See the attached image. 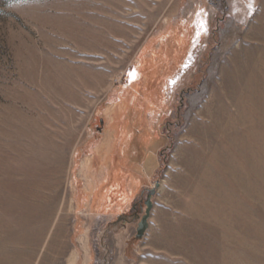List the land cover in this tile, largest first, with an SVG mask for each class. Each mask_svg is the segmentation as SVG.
I'll list each match as a JSON object with an SVG mask.
<instances>
[{"label": "rangeland", "instance_id": "374dc122", "mask_svg": "<svg viewBox=\"0 0 264 264\" xmlns=\"http://www.w3.org/2000/svg\"><path fill=\"white\" fill-rule=\"evenodd\" d=\"M263 64L264 0H0V263L264 264Z\"/></svg>", "mask_w": 264, "mask_h": 264}, {"label": "water", "instance_id": "95a60500", "mask_svg": "<svg viewBox=\"0 0 264 264\" xmlns=\"http://www.w3.org/2000/svg\"><path fill=\"white\" fill-rule=\"evenodd\" d=\"M146 205H147L146 213L142 217V219H141V221H140V223L138 225V230H137V238L138 239H141L145 235V233H146V231L148 229V226H149L148 220H149L150 213H151V210H152V207H153V203L149 199L146 202Z\"/></svg>", "mask_w": 264, "mask_h": 264}, {"label": "bare ground", "instance_id": "6f19581e", "mask_svg": "<svg viewBox=\"0 0 264 264\" xmlns=\"http://www.w3.org/2000/svg\"><path fill=\"white\" fill-rule=\"evenodd\" d=\"M253 54H254V52H253V50H251L250 52H249V57L251 58V57H253ZM240 57V55H237L235 58H239ZM251 60V59H250ZM237 61V60H236ZM263 66H264V64H263ZM236 69L237 70H241L240 69V66L237 64V66H236ZM232 74V73H231ZM241 75V74H240ZM227 77V76H226ZM234 77V76H233ZM253 77V76H252ZM251 77V78H252ZM254 78V77H253ZM228 83H229V81H228ZM230 84V83H229ZM236 84V83H235ZM234 91V90H233ZM223 106V105H222ZM221 108V107H220ZM251 109V108H250ZM255 111V110H254ZM252 114V113H251ZM242 115V114H241ZM256 115V114H255ZM219 117V116H218ZM251 117V116H250ZM251 119V118H250ZM232 120V119H231ZM261 122V121H260ZM223 123V122H222ZM212 124V123H211ZM228 125V124H227ZM245 125V124H244ZM251 125V124H250ZM249 125V126H250ZM206 131V130H205ZM216 132V131H215ZM243 132V131H242ZM210 133V132H209ZM221 133V132H220ZM245 133V132H244ZM249 135V134H248ZM247 135V136H248ZM227 137V136H226ZM246 137V136H245ZM258 137V136H257ZM256 137V138H257ZM261 137V136H260ZM260 137H258V138H260ZM203 138H205V137H203ZM219 138V137H218ZM257 138V139H258ZM229 139V138H228ZM240 139V138H239ZM224 140V139H223ZM203 142V141H202ZM260 142V141H259ZM264 142V141H263ZM225 143V142H224ZM247 143V142H246ZM108 144V143H107ZM208 144V143H207ZM232 144V143H231ZM256 146H257V144H256ZM262 146V145H261ZM226 147V146H225ZM231 147V146H230ZM249 148V147H248ZM241 149V148H240ZM250 149H251V147H250ZM243 150V149H242ZM252 150V149H251ZM251 150H249V152L251 151ZM237 151V150H236ZM254 152V151H253ZM212 153V152H211ZM243 153V152H242ZM254 154V153H253ZM215 157V156H214ZM214 163V162H213ZM92 165V160H91V158H88V160H87V168H90V166ZM208 167H210V166H208ZM2 255H5V254H2ZM4 257L5 256H2L1 257V259H4ZM0 264H7L6 262H4V263H0ZM69 264H76V255L75 256H73V258H72V260L70 261V263Z\"/></svg>", "mask_w": 264, "mask_h": 264}]
</instances>
